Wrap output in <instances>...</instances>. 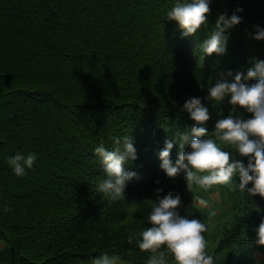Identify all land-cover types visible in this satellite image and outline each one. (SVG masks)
<instances>
[{
  "label": "trees",
  "instance_id": "1",
  "mask_svg": "<svg viewBox=\"0 0 264 264\" xmlns=\"http://www.w3.org/2000/svg\"><path fill=\"white\" fill-rule=\"evenodd\" d=\"M176 0H0V264H91L103 253L123 264H146L150 253L128 243L130 230L151 227L155 190L179 194V212L207 224L206 251L215 264H264L253 243L264 218V197L239 190V177L210 190L187 189L185 174L160 167L165 140L178 158L176 133L195 121L182 110L201 98L209 134L233 109L230 96L205 99L200 85L218 72H247L264 61V0H211L207 23L183 37L167 13ZM243 9L236 12V9ZM241 23L225 31L227 53L203 54L200 44L220 14ZM251 118L244 109L234 113ZM130 136L137 159L125 165L138 178L124 196L96 191L105 178L94 149ZM225 150L234 151L231 146ZM188 150V145H185ZM37 160L18 177L8 164L17 153ZM247 166L248 158L233 153ZM248 187H252L251 183ZM200 198L208 206L193 204ZM5 206L12 211L5 214ZM215 215H211V213ZM139 239V238H138ZM168 264H176L169 255Z\"/></svg>",
  "mask_w": 264,
  "mask_h": 264
},
{
  "label": "clouds",
  "instance_id": "2",
  "mask_svg": "<svg viewBox=\"0 0 264 264\" xmlns=\"http://www.w3.org/2000/svg\"><path fill=\"white\" fill-rule=\"evenodd\" d=\"M211 0H176L175 5L167 13L169 20L178 22L183 37L197 33L202 25L207 23ZM243 9H236L242 12ZM242 18L235 13L229 18L220 14L215 29L208 38L200 44V49L207 56L213 53L224 56L227 53L228 36L224 33L241 23ZM256 40H264V28L257 27ZM208 92L205 99L220 103L230 96L232 112L219 119L215 130L209 134L205 126L210 120L209 109L204 106L201 98L191 97L183 105L190 118L195 121L190 132L176 133L175 143L179 144L178 158L175 163L171 159L174 142L165 140V146L159 151L160 167L169 178L185 174L188 191L193 188L210 190L217 185H230L234 177H239V190L249 197L259 195L264 197V61L254 60L253 66L243 71L218 72L207 77V83L200 85ZM244 109L252 114L251 118L234 114L237 109ZM114 147L106 149L101 142L94 153L99 157L105 178L100 179L96 191L112 199L124 196L127 182L138 178L134 171H128L124 165L129 160L137 159L136 149L130 136L113 137ZM188 145V150H185ZM231 146L234 151L225 150ZM247 157V166L233 153ZM37 160L35 152L17 153L8 159V164L18 177L26 175L25 168L31 169ZM251 183L252 187H248ZM163 189L155 190L156 199L148 215L151 227L139 232L130 230L128 243L134 241L142 252L150 253L146 264H168L171 255L176 264H215L218 256L209 255L206 251L207 224L201 219L182 216L179 208L182 206L181 196L173 192L162 195ZM208 206V201L200 198L193 204ZM5 214L12 208L5 206ZM215 215V213H211ZM256 238L253 243L264 246V218L254 229ZM139 238V239H138ZM91 264H123L119 255L103 253L92 259ZM255 264H261L257 258Z\"/></svg>",
  "mask_w": 264,
  "mask_h": 264
},
{
  "label": "rangeland",
  "instance_id": "3",
  "mask_svg": "<svg viewBox=\"0 0 264 264\" xmlns=\"http://www.w3.org/2000/svg\"><path fill=\"white\" fill-rule=\"evenodd\" d=\"M6 86H7V83H6V82H5V84H3V85L0 84V88H1V89H4Z\"/></svg>",
  "mask_w": 264,
  "mask_h": 264
}]
</instances>
